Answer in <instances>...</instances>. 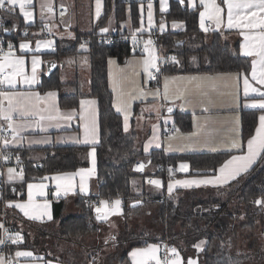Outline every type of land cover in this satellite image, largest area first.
Returning <instances> with one entry per match:
<instances>
[{
	"label": "trees",
	"instance_id": "obj_1",
	"mask_svg": "<svg viewBox=\"0 0 264 264\" xmlns=\"http://www.w3.org/2000/svg\"><path fill=\"white\" fill-rule=\"evenodd\" d=\"M103 1L102 13L89 33L77 36L69 49L64 50L56 46L53 52L43 55L44 73L38 86L40 91L57 90L61 108H77L80 99L87 96L97 99L100 128V141L95 146L97 195L78 196L75 201L78 205L76 213L65 217L62 215L63 205L54 203L52 223L30 222L13 209H4L5 224L13 231V235L20 234L22 240L19 244L23 247L36 243L35 245H43L49 251L55 252L59 250L60 243H66L65 250L73 244L81 245L82 237L97 235L105 230V224L96 219L97 213L93 204H98L100 199L118 198L122 201L123 209L120 220L125 221L113 241L118 245L120 255L116 254L119 264H129L127 253L130 249L150 243L175 248L182 257L183 264L190 258H197L198 264H259L264 260V242L258 235L259 233L261 237L264 236V218L261 217L264 203L256 204L255 201L264 200V155L250 170L223 187L177 190L170 195L162 193L153 198H149L145 193L138 195L136 192L133 180L147 176L135 169L144 159H149L155 168L154 176L166 184L173 177L167 171L168 166L173 167L184 161L190 164L189 174L213 173L230 153L166 154L163 149H154L146 156L143 154L138 136L133 131L123 130L122 117L112 106L113 94L108 85L107 74L109 57H115L122 63L130 55L138 53L130 50L128 44L120 40H113L111 43L100 41V35L97 34V30L105 25L112 12L115 13L118 26L125 19L126 12H132V24L137 27L140 1ZM181 1L182 3L179 0H170V9L165 14H161L156 5V23L160 20H180L185 23L184 30L166 31L155 39V47L161 56L156 80L157 77L173 73L247 72L250 67L248 59L241 56L236 49H232L224 40L225 34L199 30L198 9L189 10L186 1ZM0 20L10 31L7 34L5 32L9 43L17 44L20 40L33 38L31 33L39 28V35L45 37L44 26L24 25L12 9L1 11ZM148 35L142 34V37L152 39V33ZM80 43L87 46L90 60L88 94L83 93L77 83H64L59 77L58 61L66 54L75 52V47ZM66 85L73 88L72 94L61 93V89ZM258 113L259 111L255 110H241L243 144L254 133ZM174 120L175 128L184 131L191 129L189 114L174 111ZM88 150L89 146H52L34 150L41 153L38 159L33 158V150L30 149L3 151V158H9L3 159L2 164L16 167L22 172L23 179L13 184H2L0 214L3 212L4 202L25 198L28 182L42 180L50 174L86 167ZM85 198L88 203L84 201ZM133 199H136L137 203L130 204ZM130 218L142 219L135 228L136 231L129 230ZM25 228L34 231L30 243L29 232L24 230ZM15 244L17 243L11 241L6 251ZM196 245H200L199 249ZM105 247L106 243L96 246L99 254H102ZM83 254L84 252L74 254V251L65 250L60 253L59 258L68 264H110V260H102V257H99L98 261L92 260L94 253L86 259ZM108 257L112 256L107 255L106 258Z\"/></svg>",
	"mask_w": 264,
	"mask_h": 264
},
{
	"label": "crops",
	"instance_id": "obj_2",
	"mask_svg": "<svg viewBox=\"0 0 264 264\" xmlns=\"http://www.w3.org/2000/svg\"><path fill=\"white\" fill-rule=\"evenodd\" d=\"M139 1L137 27H133L132 12H126V17L119 23V26L117 24L115 13L112 12L105 25L97 30V34H110L113 29H116L120 33L137 34L142 37V34H150L152 28H155L160 34L166 31L178 32L185 29V23L180 20H160L156 23V5L158 11L161 14H165L170 9V0ZM185 1L189 10L198 9V29L205 33H224V40L229 43L232 49H236L241 56L248 59L250 66L248 71L173 73L162 75L159 78L157 77L156 82H153L154 75L157 73L158 68L149 69V71H152L151 77L148 73H145L143 61L147 55L143 53L130 55L122 63H119L115 57H109L107 59V74L108 85L113 94L112 106L122 117L123 130L126 132L133 131L138 136L140 143L142 144V152L145 156L154 149H163L166 154H230L216 167V169H214L213 173L208 174H189L191 167L188 162L185 163L188 164L189 170L179 172L177 169L180 162H178L176 166H171L172 172L169 174L173 177L170 178L166 184H163L160 178L154 176L155 168L152 166L149 159H144V161H141L140 164L135 167L138 173H144L147 175L142 179L138 178L139 180H133L134 185L142 187V191L136 190L138 195L145 193L150 196L148 191L144 190L146 187V179H148V181L157 178L160 179L161 186H155L153 189L155 190V193L162 189L161 194L164 193L166 195L184 189L223 187L236 180L244 173L240 174L234 180L222 185L202 184L199 186L193 185L192 187L175 185L171 193L168 191V184L170 182L174 183L176 180L202 179L210 177L213 174H218L216 173V170L220 168L225 160L229 159L232 155H239L246 152L247 141L256 135V128L259 126V117L264 115V109H261L259 106H253V104L261 99V97L257 93H249L247 97L244 95V76H247L250 83L253 86L260 88L261 91H264V85H259L251 79L252 60L254 57L246 56L241 51V44L244 43V37L241 35V30L238 28H227L226 6L223 4V0H216V3L225 10L223 13L224 23L220 27H217L216 24L211 21L212 28L207 31L201 27L200 13L205 9L203 5L200 4V0ZM45 3L51 5V12L47 11L46 8H42V5ZM149 4L152 6L151 21H149ZM103 6L104 1L100 0L99 15H97V0H32V3L25 7V11L32 13L31 18L26 20L20 11L19 5H16L15 7L7 5L9 9L16 11L17 15L26 26L47 25V31L51 36L49 38L41 37L39 35V31L41 32L39 28L31 33V37L33 38L20 40L17 44L12 42L9 43L12 45L11 58H23L24 63L22 68L27 77L30 78L32 76L33 56L38 58V63L36 66L35 83H24L23 77L18 76L15 77V88H10L5 85L0 89V91L23 93L24 95L17 97L14 102L19 106H22L27 112L26 116H21L16 112L13 113V118L17 126V134L15 136H13L12 130L8 128L7 121L0 118V130L6 128L9 132V136L0 140L1 184H13L23 179V174L17 175L19 173L15 172L12 175L16 178L13 180L8 179V169H18L10 164H2L4 159L2 153L5 150H16L21 148L30 149L33 150L31 154L33 158L38 159L41 157V153L34 150L63 145L89 146L87 154L88 165L86 167L78 168L75 171L50 174L45 177L47 179L44 178L42 180L28 182L25 187V198L23 200L17 199L2 204L3 210L11 208L30 222L52 223L54 222V203L57 205H63L62 215L65 217L76 213L78 205L75 201L78 196L85 197L97 195V157L95 146L100 141L97 99L89 96L80 99V102L81 100L96 102L94 105H84V119H82L80 102L77 108H61L59 106V92L57 90L50 89L40 91L38 86L44 73L43 55L53 52L56 49V46L61 47L64 50L71 48L77 36H83L89 33L97 24ZM61 13H63V15ZM205 21H207V19ZM173 23L177 26L173 27ZM161 24H164L163 29L160 27ZM15 27L16 24H14L13 29H15ZM101 29H107V31L102 32ZM138 29L140 31H137ZM142 39L145 44L146 40L150 38L142 37ZM48 42H51V44L49 45ZM22 43L27 44L28 47L21 49L20 45ZM38 43L39 47H37ZM9 44L3 49L0 61L3 60V54L10 51ZM81 45H84V47H81ZM75 49V52L72 54H66L58 61L59 77L64 83H77L80 86L81 91L88 94L90 60L87 54V46L85 43H80ZM9 71H11V69H6V72ZM241 73L243 76L238 75ZM83 77H86L88 80V83H86L87 89L85 90L84 86L86 84H84ZM193 77L196 79H191ZM165 78H168L167 81ZM50 92H54L56 94L55 97L48 96V93ZM61 93L66 95L72 94L73 88L66 85L61 89ZM7 103V100H4V107H7ZM169 109H171V111H169ZM73 110H75V112L69 120L67 116L69 113H72ZM241 110L259 111L254 133L244 144L241 138ZM174 111H180L190 115L191 129L189 131L174 127ZM42 116L45 117V119L41 120ZM49 116H54L56 119L49 120L47 119ZM125 116H127V121H125ZM93 118L95 121L96 136L94 140L86 141L84 125L90 123ZM194 132L196 133L194 137L189 135ZM5 139L10 141V143L5 145L3 143ZM233 141L239 143L241 148L230 150V145ZM146 144L149 145L147 151L145 150ZM139 165H143V168L139 169ZM6 166L9 168H5ZM81 169L86 170L85 173L77 174ZM66 174L75 175H72L70 181L60 182V195L57 196V181L53 180L52 177L65 176ZM81 175L84 176L83 182L87 187L86 192L81 191ZM136 182L138 184H136ZM29 184L46 185V188L44 189L45 195L40 196L37 193L34 196V203L41 204L44 200H47L49 202L51 219H48L47 216H43L40 219L29 218V216L24 215V212L21 211V209L15 206L16 204L28 203ZM148 186H151L150 183ZM149 189L152 190V186ZM151 190H149V192ZM33 191L35 192V189ZM117 199L118 198L113 200L100 199L98 207L100 206V201L105 200L108 201V207L111 209L114 207L112 202ZM119 200L121 203L118 212H113L108 216L107 220H98L96 217L97 221L104 223L105 227L106 225H109L112 230L115 228V223L120 220L123 213L122 201L121 199ZM2 226L3 220L2 214H0V231ZM32 232L33 236L31 233L29 234V243L34 237V231L32 230ZM35 244H33V246L27 245L25 247L19 243L15 244L7 251L12 259L11 264H49V262L50 264H68L66 261H60L59 256L62 251L68 250V252L74 251V254H80V252H76L71 245V247L64 250V248L67 247L66 243H60L59 250L55 252L49 251L48 248L43 245ZM150 244L159 246L160 251L157 253V256L161 259L163 246L157 243ZM148 245L130 249L127 253L129 264H134L133 257L130 253L135 249L146 248ZM17 251H28L33 255L31 257H17L15 255ZM168 253L170 259L177 258L173 256L170 251H168ZM178 258L180 259L181 264H183L184 261L179 253ZM190 259L195 261V264H198L197 258ZM0 261H2V264H6V254L0 253ZM69 261L78 263V261H72V259H69ZM188 261L189 259L186 264H188ZM149 264H155V261H150Z\"/></svg>",
	"mask_w": 264,
	"mask_h": 264
},
{
	"label": "snow or ice",
	"instance_id": "obj_3",
	"mask_svg": "<svg viewBox=\"0 0 264 264\" xmlns=\"http://www.w3.org/2000/svg\"><path fill=\"white\" fill-rule=\"evenodd\" d=\"M32 0H0V8H4L6 5H10L15 7L19 5L21 13L27 19H30L32 16L31 12L25 11L26 5H30ZM99 4L100 0H97V15H99ZM200 4L203 5L204 11L200 13L201 18V27L207 31L208 29L205 27V20L213 21L217 27H220L224 23L223 13L224 8H221L219 4L216 3V0H200ZM223 4L226 6V15H227V28H238L241 30V35L244 37V43L241 44V51L244 55L249 57H254L252 60V71H251V79L255 81L259 85H264V0H223ZM149 21H151L152 13H151V4H149ZM42 8H46L47 11L51 12L52 8L49 3H45L42 5ZM63 15V13H61ZM177 25L173 23V27ZM161 29L164 28V24L160 25ZM102 32L107 31V29H101ZM137 31H140L139 29ZM49 45L51 42H48ZM152 44V41L145 42V52L148 53L147 57L143 61L144 71L148 73L151 77V73L149 69H153L157 67L156 56L154 50L150 49L148 46ZM21 49L27 48L28 45L22 43L20 45ZM39 47V43L37 45ZM84 47V45H81ZM12 45L9 44L10 51L8 53L3 54V60L0 61V87L7 85L10 88L16 87L15 77H23V82L27 84H33L36 82V66L38 63V58L33 56L32 58V76L29 78L23 72L22 65L24 63L22 57H12L11 52ZM2 51V50H0ZM11 58V59H10ZM6 69H11V71L6 73ZM243 76V74H238ZM166 81L168 78H165ZM191 79H196L195 77ZM243 91L245 97L249 95V93H257L261 99L256 101L253 106H259L261 109H264V91H261L260 88L253 86L248 77L244 76L243 79ZM23 93L16 92H8V91H0V118L7 121L8 128L12 130L13 136L17 134V126L16 122L13 118V113H19L21 116H26L27 112L23 109L22 106H19L14 101L17 97L23 96ZM54 92L48 93V96L55 97ZM4 100H7V107H4ZM95 101H84L81 100V109L82 114L81 118L84 119L83 116V108L84 105H94ZM171 111V109H169ZM75 110L72 113H69L67 118L70 120ZM45 119V117H41V120ZM49 120H54L56 117L49 116L47 117ZM125 121H127V116H125ZM23 126V125H21ZM85 130V140L90 141L94 140L96 136V128L94 118L90 123H86L84 125ZM190 136H195L196 133L189 134ZM3 143L7 145L10 143L8 140H4ZM148 144L145 145V150L148 149ZM159 146V145H157ZM241 145L236 141H233L230 145L231 149H240ZM264 155V115L259 117V126L256 128V135L250 138L247 141V151L243 152V154L232 155L229 159L225 160L224 163L220 166L219 169L216 170V173L210 177L202 178V179H189V180H176L174 183L170 182L168 184V191L171 193L175 185L181 187H192L193 185H222L226 184L231 180H234L242 173H246L256 162L258 158ZM9 157L5 156L4 159L7 160ZM139 169L143 168V165L138 166ZM188 165L181 164L180 171H187ZM86 170L81 169L77 174H83ZM171 169L169 170L171 174ZM9 180H13L16 178L12 175L15 170L12 168L8 169ZM20 175V174H17ZM72 175L75 174H66L65 176H55L52 177L53 180L57 181V192L56 195H60L61 189V181H70L72 179ZM47 179V178H45ZM84 176L81 175V191L86 192L87 187L84 184ZM150 184H153L157 187L161 186L160 180H149ZM46 185L44 184H29L28 185V196L29 201L26 204H16L15 206L21 211L24 212L25 216H29V218L40 219L43 216H47L48 219H51V214L49 212V202L44 200L41 204L34 203V196L38 193L40 196L45 195L44 189ZM35 189V192L33 191ZM120 200L117 199L112 202L113 208L109 209L108 201L101 200L100 206L97 207V219L98 220H107L108 216L113 212L119 211ZM256 204L264 203V200L257 199L255 201ZM8 239L12 241V243H19L22 240V237L19 233H16L12 236H9ZM4 243V240L0 239V244ZM203 242H201L202 244ZM199 249L200 245H196ZM160 251L158 245L149 244L146 248L135 249L130 255L133 257L134 264H149L150 261H155V264H181L180 259L178 258V253L175 248L166 249V251H170L173 256L177 257L176 259H170L167 256L163 260H161L157 253ZM17 257H31L33 254L28 251H17L15 254ZM2 264V261H0ZM50 264V262H49ZM188 264H195V261L189 259Z\"/></svg>",
	"mask_w": 264,
	"mask_h": 264
},
{
	"label": "rangeland",
	"instance_id": "obj_4",
	"mask_svg": "<svg viewBox=\"0 0 264 264\" xmlns=\"http://www.w3.org/2000/svg\"><path fill=\"white\" fill-rule=\"evenodd\" d=\"M151 33V32H150ZM149 40H151V38L150 39H147L146 41H149ZM151 45H152V47H151ZM151 45H149L148 47L150 48V49H152V50H154V53H155V56H156V58H157V60H156V63H158L159 62V53H158V51H157V49H156V47H155V45H153V43L151 44ZM144 48H145V45H144ZM143 54H145V55H148V53L147 52H145V50H144V52H143ZM161 57V56H160ZM158 67H156V69H157ZM83 73V72H82ZM150 73H152V71H150ZM153 75V74H152ZM86 77H83V80H84V84H86V83H88V80H87V78L85 79ZM147 81V80H146ZM85 89H87V84L84 86V90ZM187 164V163H185V162H180L179 164H178V171L180 172V165L181 164ZM188 165V164H187ZM5 168H9L8 166H6ZM15 170V169H14ZM189 170V166H188V169H187V171ZM15 173H19V174H21L22 175V172L21 171H18V170H15ZM139 180V179H138ZM147 181H146V187L144 188V190L145 191H148V193L150 194V196H149V198H153V197H158V195L160 194L161 195V190H159L158 192H156L155 193V190L153 189L154 187H155V185H153V184H150L151 186H152V190L151 189H149V188H151V186H148L149 185V182H148V179H146ZM155 180H160V179H155ZM137 182H140V181H137ZM136 182V184H138ZM1 181H0V188H1ZM133 186H134V188H135V190H137V191H142V187L141 186H138V185H134L133 184ZM149 190H151L150 192H149ZM140 200V199H139ZM134 201V202H133ZM137 200L136 199H133L132 201H130V204H135V203H137L136 202ZM262 206H263V209H264V204H262ZM72 210V209H71ZM261 213H262V211H261ZM261 217H263L264 218V210H263V213L261 214ZM135 218H130L129 219V230H134V231H136V227L142 222V219H137V220H134ZM124 220H118L115 224V228L112 230L111 228H110V226L109 225H106V227H105V230L103 229L100 233H97V235H89V236H85V237H82L80 240L82 241V243H81V245H78V244H73V249L76 251V252H84V258L86 259L87 257H89V255L90 254H92V253H94L93 255H92V260L94 259V260H96V261H98V258L99 257H102V260H104V259H108V260H110V264H119V258H117V254L118 255H120L119 254V252H118V245H116V243L115 242H113L114 240H115V238L118 236V233H119V231L123 228V225H124ZM142 225H147V224H142ZM160 226V225H159ZM160 228V227H159ZM262 228L264 229V227L262 226ZM24 230H26L27 232H29V234L31 233L32 234V236H33V232H32V230H30V229H27V228H25ZM113 231V232H112ZM155 231V230H154ZM257 232V231H256ZM258 233V232H257ZM154 234V233H153ZM258 235H259V238H263V242H264V236H262L261 237V235L258 233ZM101 243H106V246L107 247H105L103 250V252H102V254H99V251L97 250V248H96V246L98 247V244H101ZM129 244V243H128ZM163 246V245H162ZM164 247V246H163ZM121 251H123V250H121ZM117 253V254H116ZM107 255H109V256H112V257H108V258H106L107 257ZM111 258V259H110ZM94 264H96V263H94ZM105 264V263H104ZM259 264H264V260H261V262L259 263Z\"/></svg>",
	"mask_w": 264,
	"mask_h": 264
},
{
	"label": "built area",
	"instance_id": "obj_5",
	"mask_svg": "<svg viewBox=\"0 0 264 264\" xmlns=\"http://www.w3.org/2000/svg\"><path fill=\"white\" fill-rule=\"evenodd\" d=\"M8 7L7 5L4 8H0V12L1 11H5L7 10ZM205 27L210 30L212 28V22L210 20L205 21ZM8 29H6L4 27L3 22L0 20V50L3 51L4 47L7 46L9 44V39L6 38V34L7 32H10ZM48 30V26L44 25V35L45 37L49 38L51 35L49 34ZM6 32V34H5ZM152 33V43L153 45H155V39L159 38L160 33L155 29L152 28L151 30ZM113 40H120L126 44H128L130 50L137 52L138 54H142L145 50L144 48V41L142 39L141 36L137 35V34H122L120 32H118L116 29H113L112 32L110 34H105V35H100V41L106 42V43H111ZM2 51H0V56ZM7 73V72H6ZM153 82H156V73L154 75L153 78ZM1 89V87H0ZM9 136V132L6 128H2L0 130V140H2L3 138ZM3 155V153H2ZM172 170L171 166L167 167V171L168 173L169 170ZM172 172V171H171ZM85 202H88V200L85 198L84 199ZM94 207V211H96L95 209L98 207V204L94 203L93 204ZM2 220H3V226L1 228L0 231V239L4 240V243L0 244V253L2 254H6V264H11L12 263V259L9 256V254L7 253V245L9 243H11V240L8 239L9 236L13 235V231H11V229L9 227H7V225L5 224V217H4V210L2 212ZM166 249H168L166 246H164L162 248V255H161V260H163L165 258V256H167L168 258L169 253L168 251H166Z\"/></svg>",
	"mask_w": 264,
	"mask_h": 264
},
{
	"label": "water",
	"instance_id": "obj_6",
	"mask_svg": "<svg viewBox=\"0 0 264 264\" xmlns=\"http://www.w3.org/2000/svg\"><path fill=\"white\" fill-rule=\"evenodd\" d=\"M181 3H182V1L181 0H179Z\"/></svg>",
	"mask_w": 264,
	"mask_h": 264
},
{
	"label": "bare ground",
	"instance_id": "obj_7",
	"mask_svg": "<svg viewBox=\"0 0 264 264\" xmlns=\"http://www.w3.org/2000/svg\"><path fill=\"white\" fill-rule=\"evenodd\" d=\"M88 202H89V201H88ZM88 202H87V203H88Z\"/></svg>",
	"mask_w": 264,
	"mask_h": 264
}]
</instances>
